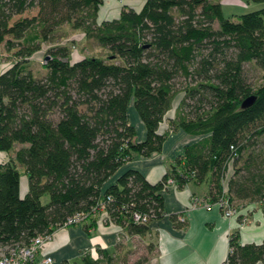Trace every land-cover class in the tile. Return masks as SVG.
<instances>
[{"label": "trees", "instance_id": "trees-1", "mask_svg": "<svg viewBox=\"0 0 264 264\" xmlns=\"http://www.w3.org/2000/svg\"><path fill=\"white\" fill-rule=\"evenodd\" d=\"M256 1L262 7L225 16L220 0H145L138 11L123 5L115 18L98 21L103 0H0V46L12 58L0 70V152L8 154L0 163V248H27L72 225L69 218L85 215L77 223L87 222L101 211L142 237L163 217L169 180L179 189L208 182V205L224 201L239 222L247 203L232 200L264 210V80L253 86L246 71L249 63L264 70V0ZM68 27L101 54L73 59L63 43ZM43 44L49 59L37 77L28 64ZM251 95L253 103L241 107ZM131 105L145 128L142 141L129 122ZM178 128L197 140L158 182L130 168L109 183L133 154L160 151ZM241 158L248 176L224 184L229 164ZM228 243L224 264H264V240L242 243L235 231ZM98 252L102 263L110 261ZM97 261L88 256L85 264Z\"/></svg>", "mask_w": 264, "mask_h": 264}, {"label": "crops", "instance_id": "crops-1", "mask_svg": "<svg viewBox=\"0 0 264 264\" xmlns=\"http://www.w3.org/2000/svg\"><path fill=\"white\" fill-rule=\"evenodd\" d=\"M145 0H103L98 9L104 19L115 18L123 5L140 10ZM99 20L98 21H102ZM130 116L133 120L130 119ZM129 122L135 127L136 139L142 141L145 128L135 111L129 109ZM162 124L159 132L168 128ZM182 129L169 132L158 152L149 156L138 153L132 155L110 178L115 181L127 169L140 171L150 183L158 182L167 169L182 155L185 145L195 141ZM8 160V154L0 152V163ZM27 191V178H20V194ZM208 182L191 180L179 189L172 180L163 190V217L152 219L149 230L142 237L128 235L125 229L115 222L105 220V212L94 215L93 220L75 223L56 229L42 247L43 254L50 255L56 262L85 264L91 257L102 263V254L109 255L110 264L119 260L120 250L128 240L138 238L151 248L143 264H223L229 250V235L239 232L242 243H260L264 240V210L256 203L248 204L240 214H248L239 222L238 216L224 217L216 206L208 205ZM247 211V213L245 212ZM178 216L183 227L175 226L170 216ZM181 218L183 220H181ZM144 258V257H143ZM114 260V261H113ZM106 263V262H105ZM118 264H122L119 260Z\"/></svg>", "mask_w": 264, "mask_h": 264}, {"label": "rangeland", "instance_id": "rangeland-1", "mask_svg": "<svg viewBox=\"0 0 264 264\" xmlns=\"http://www.w3.org/2000/svg\"><path fill=\"white\" fill-rule=\"evenodd\" d=\"M220 3L222 4V11L225 16H234L233 14L238 15L244 12L256 10L262 7L263 5V3L258 2L256 0H220ZM101 15L102 13H99V18H98L99 20L103 19ZM63 32L65 33V38H66V41H63V43L65 42L70 44L73 59H78L83 55L89 56V55L101 54V49L98 46H96L94 41L86 40L83 34L79 30H72L68 27V28H64ZM59 33L62 34V32ZM47 48L48 46L46 44H43L42 49L35 52L30 57V62L28 64V67L31 69L32 73L37 77H42L46 74V68L44 67V65L49 59L46 53ZM10 54L11 52L6 51L5 49H3L2 46H0V60H1L0 70H4L11 64L12 58ZM246 71H247L248 79L253 84V86H257L264 80V70L259 69L253 63H249L246 65ZM181 96L182 93L178 94L175 97L172 108L168 111L166 118L174 116L175 108L177 107V104ZM129 109L135 111L132 105ZM130 119L133 120L131 116ZM162 125L165 126L166 123L164 122L162 123ZM190 136H192L193 139L197 138L196 135H190ZM258 143L260 144L258 148H264V135L258 139ZM243 160L244 158H241L236 165H234L233 162L229 164L226 171V178H224L223 180L224 184L228 182L230 177L239 179L240 177L248 176V170L245 168V165L243 164ZM261 169L264 171L263 166L261 167ZM247 186L250 187L249 185ZM41 200L42 202H46L48 200V196L44 195ZM232 202L234 204L247 203L246 205H248L252 203L253 200H248V199L232 200ZM150 250L151 248H149V245L148 244L146 245L144 241L138 238H132L128 240L125 244H123V248L120 250L121 252L118 258L122 262V264H137V260H139V258L141 257L148 258L147 255L150 254L151 252ZM119 260H115V263H111V264H118L117 262ZM95 264H110V263L106 262V263H95Z\"/></svg>", "mask_w": 264, "mask_h": 264}, {"label": "built area", "instance_id": "built-area-1", "mask_svg": "<svg viewBox=\"0 0 264 264\" xmlns=\"http://www.w3.org/2000/svg\"><path fill=\"white\" fill-rule=\"evenodd\" d=\"M216 206L218 209H223V216L230 217L233 211L228 209L227 204L224 201L215 203L214 205H207L206 209L210 210L211 207ZM135 221L140 220L139 215H134ZM85 218V215H75L69 218L67 224H74ZM181 220H183L181 218ZM49 237H37L35 238L29 247L19 249L0 248V264H72L70 262H56L50 255L43 254L41 252L42 247L46 243ZM224 264V262H223Z\"/></svg>", "mask_w": 264, "mask_h": 264}, {"label": "water", "instance_id": "water-1", "mask_svg": "<svg viewBox=\"0 0 264 264\" xmlns=\"http://www.w3.org/2000/svg\"><path fill=\"white\" fill-rule=\"evenodd\" d=\"M255 100V96L254 95H251V96H248L247 98H245L243 100V102L241 103V107H247L249 105H251L253 103V101Z\"/></svg>", "mask_w": 264, "mask_h": 264}]
</instances>
